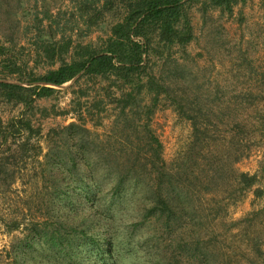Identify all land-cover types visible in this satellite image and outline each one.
Wrapping results in <instances>:
<instances>
[{"label":"rangeland","instance_id":"rangeland-1","mask_svg":"<svg viewBox=\"0 0 264 264\" xmlns=\"http://www.w3.org/2000/svg\"><path fill=\"white\" fill-rule=\"evenodd\" d=\"M198 7L195 2L188 7L193 41L183 51L172 47L162 57H149L155 76L177 82L172 90L184 94L185 110L210 124L193 149L190 122L169 102H159L150 123L165 164L187 174L182 184L188 213L179 231L165 233L162 223L142 227L131 239L135 255L123 250L125 264H148V247L166 253L172 264H248L255 237L263 253L257 264H264V195L254 193L264 191V0H238L230 15L209 8L202 17ZM123 16L121 0H0V83L27 87L30 77L57 70L60 59L68 62L77 46L100 48ZM6 66L18 73H8ZM75 79L50 86L54 93L29 108L0 94V121L19 117L33 130L25 153L14 154L9 142L0 144L12 174L0 187V264L20 260L33 224L53 222L58 208V216L65 211L53 195L60 178L49 174L43 159L48 132L79 120L100 140L111 132L118 109L110 100L119 89L99 78ZM240 150L243 157L233 163ZM209 168L218 169L222 180L206 185ZM239 174L255 175V184L241 190ZM34 250L41 254L39 246Z\"/></svg>","mask_w":264,"mask_h":264},{"label":"trees","instance_id":"trees-1","mask_svg":"<svg viewBox=\"0 0 264 264\" xmlns=\"http://www.w3.org/2000/svg\"><path fill=\"white\" fill-rule=\"evenodd\" d=\"M194 2L204 17L209 8L230 15L238 0H121L124 16L111 27L100 48L77 46L68 62L60 59L57 70L30 77L27 87L0 83V94L7 102L26 108L50 97L54 93L50 86L60 87L75 78L74 83L83 77L106 80L120 91L110 100L118 114L106 139L92 134L82 120L48 132L43 159L49 174L60 178L53 195L62 199L60 206L65 211L58 216V208L53 222L32 225L16 264H125L123 250L135 255L131 239L145 225L149 228L162 223L165 233L182 228L188 213V191L182 184L187 174L165 164L162 145L151 128L152 115L160 101L169 102L190 122L193 149L199 147L210 124L185 110L184 94L172 90L177 82L168 76L167 80L155 76L149 57H162L172 47L183 51L193 41L188 7ZM63 51L68 52L67 46ZM46 55L54 57L48 51ZM5 69L10 74L18 73L14 66ZM196 109L206 115L202 108ZM31 134L28 120L14 117L6 124L0 121V144L9 142V150L15 147L14 154L28 150ZM240 151L233 156V163L243 157ZM7 161L0 157V187L12 177ZM209 169L211 172H205L206 185L222 180L218 169ZM236 181L241 190L250 189L256 176L239 174ZM254 193L264 195L259 189ZM123 243L129 248L123 249ZM34 245L39 246L41 254ZM249 251L248 264H257L263 256L258 237L252 239ZM156 254L148 247V264H172L166 253Z\"/></svg>","mask_w":264,"mask_h":264}]
</instances>
